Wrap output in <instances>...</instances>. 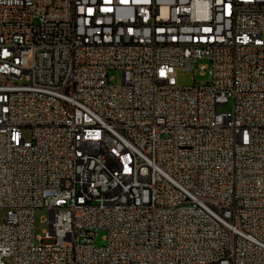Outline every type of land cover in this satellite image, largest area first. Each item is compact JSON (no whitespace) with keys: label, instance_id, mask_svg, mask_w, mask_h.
I'll list each match as a JSON object with an SVG mask.
<instances>
[{"label":"built area","instance_id":"built-area-1","mask_svg":"<svg viewBox=\"0 0 264 264\" xmlns=\"http://www.w3.org/2000/svg\"><path fill=\"white\" fill-rule=\"evenodd\" d=\"M263 37L264 0H0V264H264Z\"/></svg>","mask_w":264,"mask_h":264},{"label":"rangeland","instance_id":"rangeland-1","mask_svg":"<svg viewBox=\"0 0 264 264\" xmlns=\"http://www.w3.org/2000/svg\"><path fill=\"white\" fill-rule=\"evenodd\" d=\"M264 41V37H263ZM201 64L209 66V62H200L197 68L196 72H186L182 68H176L175 69V77L176 82L179 87H187V86H193L197 84H207L209 82V74L208 71H202L200 70L199 66ZM109 77L112 79V83L115 86H119L122 83V75L121 71L118 69H112L109 71ZM232 104L230 103L227 106L219 108L220 112H227L231 109ZM23 136L29 140L30 139V130L24 129L22 131ZM6 215L5 210H0V223L4 221ZM48 211L45 209H39L34 214V238H35V244L39 245V241L37 239H42L46 237V232L49 231L48 226ZM106 232L103 230H100L97 232L96 239L94 241L95 245L98 247H102L106 245L105 241ZM45 245L51 244V241L46 240L44 242Z\"/></svg>","mask_w":264,"mask_h":264},{"label":"bare ground","instance_id":"bare-ground-1","mask_svg":"<svg viewBox=\"0 0 264 264\" xmlns=\"http://www.w3.org/2000/svg\"><path fill=\"white\" fill-rule=\"evenodd\" d=\"M124 194L127 200H134V202H141L143 199V192H141V183L129 182L124 187Z\"/></svg>","mask_w":264,"mask_h":264}]
</instances>
